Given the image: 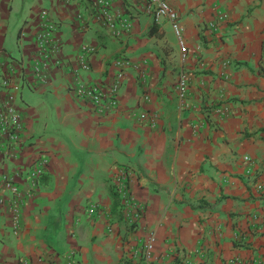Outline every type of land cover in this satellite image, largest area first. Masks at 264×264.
Instances as JSON below:
<instances>
[{
  "label": "crops",
  "instance_id": "crops-1",
  "mask_svg": "<svg viewBox=\"0 0 264 264\" xmlns=\"http://www.w3.org/2000/svg\"><path fill=\"white\" fill-rule=\"evenodd\" d=\"M109 1L113 28L94 0H0L3 99L24 125L11 157L0 142V262L143 264L131 250L153 235L148 264H264V0H167L184 49L140 0ZM42 11L59 45L47 59L36 47ZM119 56L129 65L115 107L98 113L76 86L109 85ZM35 162L46 163L37 183ZM121 166L145 205L134 224L111 186ZM5 175L20 194L18 228Z\"/></svg>",
  "mask_w": 264,
  "mask_h": 264
},
{
  "label": "built area",
  "instance_id": "built-area-1",
  "mask_svg": "<svg viewBox=\"0 0 264 264\" xmlns=\"http://www.w3.org/2000/svg\"><path fill=\"white\" fill-rule=\"evenodd\" d=\"M144 4V10L147 11L154 18L164 17L170 23L173 32L177 36L180 46L183 48V41L181 40L180 28L178 25V14L175 9L168 3L167 0H140ZM111 4L109 0H94V10L98 20L102 21L103 24L109 28L114 26V18L110 8ZM41 17L43 18L39 30L36 35V47L38 53L43 57H48L50 52H58L59 45L57 41L50 36V33H55L57 31V26L55 23L47 18L46 12H41ZM209 31L215 30V22L211 23L208 28ZM79 68L83 71L90 69L88 60L85 54H81L78 57ZM129 65L127 58L123 56L116 57L112 61V66L115 68V73L112 82L109 85H104L102 83H91V84H78L76 86V95L80 97L83 101L87 102L92 108L98 112H108L115 107L116 96L120 91L124 78L125 70ZM7 67L11 66V63H6ZM41 69L39 66L35 67V73L39 75ZM143 77V76H142ZM144 78V77H143ZM11 83L9 79L2 78L0 82V142L6 145L5 157L9 158L11 154V146H14L19 142V138L22 135L24 125L23 120L16 110V108L9 102L3 99L4 90L10 88ZM188 88V80L184 73L179 75L177 85H176V95L180 100H184ZM149 124L155 126L157 122L156 116L149 119ZM243 162L251 165V160L248 156L243 157ZM44 162L33 163L32 170L30 172L31 179L34 183L41 174L44 172L45 168ZM132 170L129 167L121 166L116 169V171L111 176V186L114 194L117 197L120 211L123 217H126L130 224L139 222L145 213V205L137 202L134 198V193L131 186ZM3 184L7 191L10 192L12 198L10 199L9 210L12 214V221L15 228L19 227L20 224V194L17 187L12 181V177L5 175L3 177ZM37 183V182H36ZM89 210L94 213L98 210V205L91 203L89 205ZM154 236L150 235L145 238L141 243H139L135 248H133L131 253V258L142 262L143 264H148V262H154L155 258L152 255L154 247ZM0 264H3L0 262ZM25 264V262H24ZM67 264H75L73 255L68 256Z\"/></svg>",
  "mask_w": 264,
  "mask_h": 264
},
{
  "label": "trees",
  "instance_id": "trees-1",
  "mask_svg": "<svg viewBox=\"0 0 264 264\" xmlns=\"http://www.w3.org/2000/svg\"><path fill=\"white\" fill-rule=\"evenodd\" d=\"M158 28H157V24L156 22H153V24L151 25V27L149 28V31L148 33L150 35L152 34H155L157 32ZM262 61L264 63V42H263V45H262ZM262 70L264 71V68H262Z\"/></svg>",
  "mask_w": 264,
  "mask_h": 264
},
{
  "label": "rangeland",
  "instance_id": "rangeland-1",
  "mask_svg": "<svg viewBox=\"0 0 264 264\" xmlns=\"http://www.w3.org/2000/svg\"><path fill=\"white\" fill-rule=\"evenodd\" d=\"M175 34V33H174Z\"/></svg>",
  "mask_w": 264,
  "mask_h": 264
}]
</instances>
